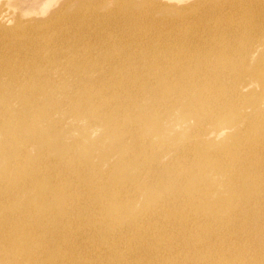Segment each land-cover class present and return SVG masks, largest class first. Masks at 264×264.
<instances>
[{"label": "bare ground", "instance_id": "obj_1", "mask_svg": "<svg viewBox=\"0 0 264 264\" xmlns=\"http://www.w3.org/2000/svg\"><path fill=\"white\" fill-rule=\"evenodd\" d=\"M148 4L118 19L138 18L123 42L88 14L13 28L0 7V255L12 264H264V25L243 6L242 22L165 26ZM166 120L185 130L168 135Z\"/></svg>", "mask_w": 264, "mask_h": 264}, {"label": "rangeland", "instance_id": "obj_2", "mask_svg": "<svg viewBox=\"0 0 264 264\" xmlns=\"http://www.w3.org/2000/svg\"><path fill=\"white\" fill-rule=\"evenodd\" d=\"M3 3V9L11 13L13 20L12 25L13 28L21 26V24H39L42 25L45 21L55 20L60 18L61 15L63 17H71L72 15H83L82 17H86L84 15L88 14L91 18L102 19L103 23L107 25L104 29H100L101 32L109 30L114 34L121 35L120 42L127 40L130 36H127V32H125L126 28L130 26L137 27L135 23L138 18H134L131 15L127 18L128 23L126 26L121 24L124 15V11H132L135 12L137 16H141L147 8H151L148 4L151 2V6L154 9H151V14L154 18L163 17L162 19L165 22V26H169L172 21L178 20L179 17L183 19H191L194 20L197 17H201L203 19H208L216 21V18L219 16L224 19H228L226 17L231 18V16H235V18H231L236 20L237 22H242L244 16L240 13L242 7L244 9H249L251 14L247 17V19H252L257 16L258 17V25H264V0H1ZM250 1V2H249ZM1 5V4H0ZM170 9L172 12H166ZM58 16V17H57ZM207 16V17H206ZM226 16V17H223ZM150 15L147 16V18ZM61 19V18H60ZM67 19V18H66ZM63 18V21L66 20ZM119 19V21H118ZM60 21V20H59ZM118 21V23H117ZM108 22V24H107ZM115 23V24H114ZM118 26H117V25ZM193 24V23H192ZM190 24V25H192ZM113 25V27H112ZM123 25V26H122ZM61 26V25H58ZM120 27L116 28V27ZM62 27V26H61ZM75 26L70 25V29L66 31H73ZM113 28H116L115 31ZM97 30L95 27H90L89 30L94 31ZM133 29V28H132ZM132 29L129 30L130 34ZM120 30V31H119ZM140 29H136L134 32L135 35L139 34ZM83 30L79 31L82 32ZM79 32L75 34L68 35L66 34V38L69 40L66 42L67 44L71 43L79 34ZM118 32V33H117ZM150 32V31H149ZM54 32L50 31L46 35L50 36ZM54 35V34H53ZM52 35V36H53ZM134 35V36H135ZM127 36V37H126ZM139 36V35H138ZM239 36V35H238ZM225 37V36H224ZM127 38V39H126ZM86 41V39H85ZM95 42V39L93 40ZM2 45V44H1ZM33 44H28V48H31ZM68 52H71L70 48L67 49ZM5 54H8L5 52ZM28 51L27 48H23L20 52V55L27 56ZM264 58V56H263ZM262 58V59H263ZM253 61V59H252ZM179 125L176 122L171 120H166L164 123V131L169 135L170 132L174 134H181L184 129V126ZM181 125V126H180ZM77 137V135H76ZM78 138L82 139L83 142L92 144L95 143L96 136L90 135L89 137L84 136L79 133ZM17 148V147H16ZM7 150L0 149V170H4L8 163V157L6 156ZM32 155H35L36 152L32 151ZM17 201V200H16ZM77 259H80L81 263L85 264H143V261H149L148 264L152 263L153 258H149L148 255H75ZM183 255H156L154 260L156 262L159 261V264H183L182 257ZM9 256L0 255V264H12V260L6 259ZM11 258V257H10ZM24 263V256L21 257ZM147 264V263H146Z\"/></svg>", "mask_w": 264, "mask_h": 264}]
</instances>
